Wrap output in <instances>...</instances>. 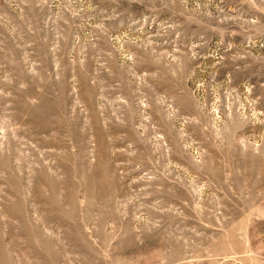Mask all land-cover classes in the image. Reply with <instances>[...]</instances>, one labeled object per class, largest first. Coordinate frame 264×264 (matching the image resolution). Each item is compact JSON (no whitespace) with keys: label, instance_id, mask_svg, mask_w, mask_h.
Listing matches in <instances>:
<instances>
[{"label":"rangeland","instance_id":"obj_1","mask_svg":"<svg viewBox=\"0 0 264 264\" xmlns=\"http://www.w3.org/2000/svg\"><path fill=\"white\" fill-rule=\"evenodd\" d=\"M0 264H264V0H0Z\"/></svg>","mask_w":264,"mask_h":264}]
</instances>
